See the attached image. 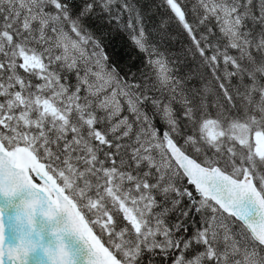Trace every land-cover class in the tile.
<instances>
[{"label":"snow or ice","instance_id":"1","mask_svg":"<svg viewBox=\"0 0 264 264\" xmlns=\"http://www.w3.org/2000/svg\"><path fill=\"white\" fill-rule=\"evenodd\" d=\"M162 3L195 69L137 0H0V264H264V0Z\"/></svg>","mask_w":264,"mask_h":264},{"label":"trees","instance_id":"2","mask_svg":"<svg viewBox=\"0 0 264 264\" xmlns=\"http://www.w3.org/2000/svg\"><path fill=\"white\" fill-rule=\"evenodd\" d=\"M137 3L145 14L147 28L155 30L153 38L160 42L161 49L173 57H179L183 61L185 70L195 69L199 58L192 56L190 51H194L192 41L167 7L163 5L162 0H137ZM110 41L108 51L118 56L121 63H133L132 58L139 55L123 35H114L110 37ZM134 64L138 65L139 59L135 60ZM201 71L206 72L204 69Z\"/></svg>","mask_w":264,"mask_h":264},{"label":"bare ground","instance_id":"3","mask_svg":"<svg viewBox=\"0 0 264 264\" xmlns=\"http://www.w3.org/2000/svg\"><path fill=\"white\" fill-rule=\"evenodd\" d=\"M168 39V38H167Z\"/></svg>","mask_w":264,"mask_h":264}]
</instances>
